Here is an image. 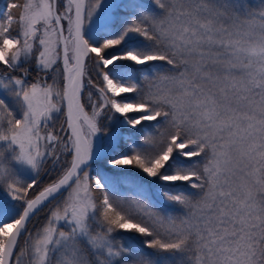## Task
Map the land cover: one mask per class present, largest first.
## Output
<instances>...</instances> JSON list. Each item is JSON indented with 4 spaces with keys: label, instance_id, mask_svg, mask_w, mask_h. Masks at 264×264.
<instances>
[{
    "label": "snow or ice",
    "instance_id": "obj_1",
    "mask_svg": "<svg viewBox=\"0 0 264 264\" xmlns=\"http://www.w3.org/2000/svg\"><path fill=\"white\" fill-rule=\"evenodd\" d=\"M0 264H264V0H2Z\"/></svg>",
    "mask_w": 264,
    "mask_h": 264
},
{
    "label": "trees",
    "instance_id": "obj_2",
    "mask_svg": "<svg viewBox=\"0 0 264 264\" xmlns=\"http://www.w3.org/2000/svg\"><path fill=\"white\" fill-rule=\"evenodd\" d=\"M0 2H2V0H0ZM252 2H255V0H252Z\"/></svg>",
    "mask_w": 264,
    "mask_h": 264
}]
</instances>
